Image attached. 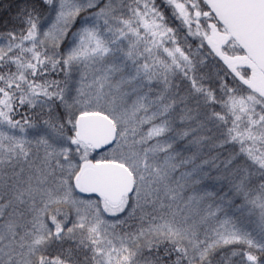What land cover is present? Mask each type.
Segmentation results:
<instances>
[{
    "label": "snow or ice",
    "instance_id": "1",
    "mask_svg": "<svg viewBox=\"0 0 264 264\" xmlns=\"http://www.w3.org/2000/svg\"><path fill=\"white\" fill-rule=\"evenodd\" d=\"M0 264H264V0H0Z\"/></svg>",
    "mask_w": 264,
    "mask_h": 264
}]
</instances>
